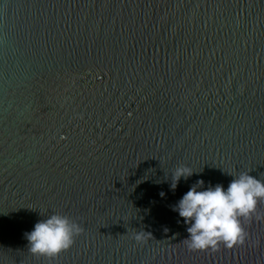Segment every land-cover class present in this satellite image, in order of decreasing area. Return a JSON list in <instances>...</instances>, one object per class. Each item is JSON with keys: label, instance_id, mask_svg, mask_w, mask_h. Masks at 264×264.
Instances as JSON below:
<instances>
[{"label": "water", "instance_id": "1", "mask_svg": "<svg viewBox=\"0 0 264 264\" xmlns=\"http://www.w3.org/2000/svg\"><path fill=\"white\" fill-rule=\"evenodd\" d=\"M241 172L264 180V0H0V264H264V203L215 250L172 210ZM51 213L82 232L31 254Z\"/></svg>", "mask_w": 264, "mask_h": 264}, {"label": "clouds", "instance_id": "2", "mask_svg": "<svg viewBox=\"0 0 264 264\" xmlns=\"http://www.w3.org/2000/svg\"><path fill=\"white\" fill-rule=\"evenodd\" d=\"M196 173L188 166H178L171 174L170 190L175 192L182 179L187 181ZM232 177L226 188L222 184L205 187V181L198 179L172 207L187 226L184 241L190 250H215L221 244L232 248L245 240L242 221L261 219L257 208L264 203V180L249 172ZM81 232L79 224L67 216L51 213L35 223L25 238L31 254L54 258L69 250Z\"/></svg>", "mask_w": 264, "mask_h": 264}]
</instances>
